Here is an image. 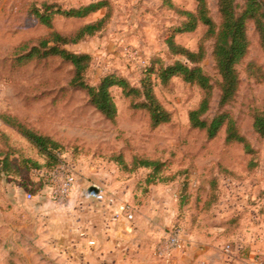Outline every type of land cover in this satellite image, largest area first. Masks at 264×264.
Here are the masks:
<instances>
[{
    "label": "rangeland",
    "instance_id": "obj_1",
    "mask_svg": "<svg viewBox=\"0 0 264 264\" xmlns=\"http://www.w3.org/2000/svg\"><path fill=\"white\" fill-rule=\"evenodd\" d=\"M98 1L102 0H0V167L45 161L9 120L51 136L64 148L62 165L77 178L76 188L85 200L80 203L81 219L83 213L88 216L91 230L88 238L81 232L84 222H68L67 213L40 223L36 213L39 201L47 200L51 168L1 173L0 264H117V242L122 241L127 247L119 264H162L156 245L145 234L140 236L143 241L138 248H129V237L117 236L114 218L117 208L127 204L145 226V213L159 210L162 203L170 214L163 234L173 226L184 229V248L173 261L197 257L203 244L218 242L225 250L231 246L241 258L252 255L254 264L259 254L257 241H264V137L253 127V112L264 105V50L253 22L247 28L248 53L238 65L241 84L225 106L220 105L221 76L215 66L213 41L202 40L206 27L176 35V41L191 50H198L203 42L206 57L201 66L214 86L207 115L229 113L248 141L247 149L241 143L226 142L225 128L209 139L204 130L191 126L189 112L198 107L203 91L181 77L164 85L153 74L156 94L172 114L170 122L153 128L148 112L135 105L140 98L127 97L121 87L111 88L118 107L116 120L111 121L91 104L85 89L70 85L74 67L69 61L59 56L25 57L28 48L51 31L40 22L36 9L43 12L47 5L53 10L69 9ZM105 1L106 6L84 18L59 14L53 19L54 28L69 35L86 23L107 18L100 31L65 45L91 56L85 75L89 84L98 85L104 76L115 74L140 87L151 68L186 61L171 53L167 38L185 21L180 10H195L197 0ZM207 1L219 23L218 0ZM135 155L163 161L157 177L172 180L156 177L151 181L150 170L129 172L116 161L121 156L131 165ZM96 186L106 191L98 194ZM28 192L33 193L32 199L26 197ZM117 192L123 193L122 198H117ZM160 193L169 195L161 201ZM209 193L217 202L203 212ZM69 204L59 207L65 210ZM103 212L109 217L106 226L112 229L106 233L101 230L103 215L99 214ZM230 220L234 224L227 227L225 222ZM134 221L123 224L133 225ZM40 224L44 232L39 230ZM192 246L199 248L194 251Z\"/></svg>",
    "mask_w": 264,
    "mask_h": 264
},
{
    "label": "trees",
    "instance_id": "obj_2",
    "mask_svg": "<svg viewBox=\"0 0 264 264\" xmlns=\"http://www.w3.org/2000/svg\"><path fill=\"white\" fill-rule=\"evenodd\" d=\"M164 1L171 3L170 0ZM106 5L107 1L102 0L69 9L53 10L54 7L51 5H47L43 12L36 9V15L40 22L50 28L51 31L48 35L40 38L38 44L30 46L25 57L31 59L34 57L59 56L69 61L74 67L70 85L85 89L91 104L111 121H115L118 114V107L111 88L113 86L121 87L127 97L140 98V102L135 105L144 108L148 112L153 128L170 122L172 118L171 112L162 104L156 94L154 79L158 78L162 84L166 85L172 78L181 77L184 81L199 86L203 91V97L198 107L189 112L191 126L204 130L209 139H214L225 128L226 142L241 143L248 149L250 147L248 141L239 132L235 120L229 113L223 112L213 117L207 115L211 109L214 86L210 76L201 66L206 57L203 42L198 50H191L179 44L176 41V35L195 31L200 25L206 27L202 40L211 39L213 41L215 66L221 76L220 105L225 106L235 98L241 84L238 65L245 59L250 47L247 32L250 22H253L258 32L260 45L264 50V0H243V2L240 0H218L219 23L213 19L207 0H197L195 10H180L185 17V21L182 26L175 28L173 33L168 36L167 43L172 54L183 56L186 61L177 60L171 64L151 68L140 87L131 85L128 80L115 74L104 76L98 85L89 84L85 79V75L91 63V56L87 53H77L65 48L67 44L78 43L100 31L107 21L106 17L86 23L69 35L63 34L54 28L53 19L56 15L60 14L68 18H84ZM153 74H155V78ZM9 123L17 127L19 132L38 148L39 152L45 157V161L35 160L30 166L23 163L22 165H10L8 167L7 164L6 168L0 167V174H22L24 171L42 168H51L53 171L62 165L61 153L64 148L59 142L21 122L16 123L9 120ZM253 127L261 137H264V105L262 108L254 110ZM116 161L129 172L140 168L150 170L151 173H149L148 179L151 181L157 180L156 177L164 166L163 161L141 158L137 155L133 157L131 165L125 163L121 156L116 158ZM157 178L160 181L164 180V182L172 180V178ZM212 183L215 184L216 182L213 181ZM216 202L217 198L214 194L209 193L202 205L203 212L210 211ZM232 224H234V220L225 222L227 227L232 226ZM231 229L233 228L231 227Z\"/></svg>",
    "mask_w": 264,
    "mask_h": 264
},
{
    "label": "crops",
    "instance_id": "obj_3",
    "mask_svg": "<svg viewBox=\"0 0 264 264\" xmlns=\"http://www.w3.org/2000/svg\"><path fill=\"white\" fill-rule=\"evenodd\" d=\"M79 190H80L79 187H77L75 189V191L73 192L72 198L70 200L69 207H68V209H65V210L61 209L59 206H57V208H56L55 205L53 204V202H51L48 198L45 201L40 200L39 201V208H38V211L36 213V216L40 219V223L44 224L46 221L50 222V221L54 220V218L56 216L60 217L61 214H63V216H66V213H67L68 222H70L72 224L76 223L77 225H79L81 223V221L84 222L81 232L89 238L91 230H90V226L88 225V223H90V220H88L89 219L88 216H85L84 213H83L84 219L83 220L81 219L82 218V214H81L82 210H80V209H82L83 207H82V204H80V203H81V201L84 202L85 200L81 196L82 194L80 195L78 193ZM91 193L93 194V191ZM119 193L117 192V198L118 197L120 198V196L122 198L123 193H120V194ZM167 193L166 194H162V193L159 194L161 196L160 197L161 201H164L165 198L168 197L169 194H167ZM94 195H97L96 192L94 193ZM46 201H48V202H46ZM89 208L90 209H88V210L93 209L92 207H89ZM55 209L57 212H54ZM166 209H167V207H165V205L162 203V204H160L159 210H157V209L149 210L148 212H146L147 214L144 212L145 215L143 217H144V219L146 218V222H144V223H146L145 226L140 222V220H138V218H136V216H134L135 217L134 219H136L135 221H134V219L131 220V221L135 222V224H133V225L124 226L123 223L129 222L126 218H122L120 220H117V236H120V237L125 236L126 238L129 237V238H127V239H129V245H128L129 248H136V247L138 248L142 244V241H143L140 236L144 235V234L146 235L147 241L149 243L154 242V244L156 245L158 240L160 239V237L163 235L164 225L169 222V217H170L169 215L170 214H169V212H167ZM99 215L100 216L103 215L102 216L103 217V220H102L103 225L101 227V230L103 231V233H106L105 232L106 230L110 232L112 229L110 227L106 226L107 223L109 222V217L108 216L106 217L105 212H103L102 214L100 213ZM96 216H98V215L96 214ZM64 220L67 223L65 217H64ZM41 224L39 226V230L44 232V229L42 228ZM124 228L131 229L130 230L131 232L124 231ZM148 233H152V234H150L151 236H149ZM39 238L41 239V236ZM126 244L123 241L117 242V264H119L120 260H123L122 253L125 250V247H127V246H125ZM203 245L204 246H201V248L196 247V246H192L191 250L195 251L196 248L200 249V251L197 252V257H193V256L192 257L191 256L178 257L177 259L172 261L171 264H251V263H253L252 262L253 261L252 255H250V257L248 255H246L245 258H241V257H239V255H237V252H235V250L232 249L230 251H227L218 242H209V243H206ZM254 247H256V246H254ZM155 248H156V246H155ZM263 249H264V241L258 240L256 250L258 251L259 254H261V256L264 260V250ZM162 264H168V263L163 261Z\"/></svg>",
    "mask_w": 264,
    "mask_h": 264
},
{
    "label": "built area",
    "instance_id": "obj_4",
    "mask_svg": "<svg viewBox=\"0 0 264 264\" xmlns=\"http://www.w3.org/2000/svg\"><path fill=\"white\" fill-rule=\"evenodd\" d=\"M77 178L72 171H67L65 166H60L48 175V183L46 188V197L58 206H65L72 198L76 189ZM98 193H104L106 189L96 186ZM26 197L33 198V193L28 192ZM114 218L120 220L126 218L128 221L134 219V213L129 209L127 204H121L114 213ZM184 229L181 226H173L168 232L163 234L156 244V253L159 258L167 263H171L181 249L184 248ZM227 251L232 250L231 246H227ZM254 264H263L260 254L254 259Z\"/></svg>",
    "mask_w": 264,
    "mask_h": 264
}]
</instances>
